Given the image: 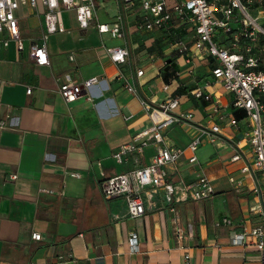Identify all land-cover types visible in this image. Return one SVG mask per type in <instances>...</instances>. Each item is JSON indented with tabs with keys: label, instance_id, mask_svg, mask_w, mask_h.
<instances>
[{
	"label": "crops",
	"instance_id": "1",
	"mask_svg": "<svg viewBox=\"0 0 264 264\" xmlns=\"http://www.w3.org/2000/svg\"><path fill=\"white\" fill-rule=\"evenodd\" d=\"M95 1L97 11L109 3ZM228 1L211 0L219 8ZM116 3L112 13L107 11L108 20L101 21L97 11L95 20L113 22L123 13L126 37L109 44L129 47L130 56L122 66L109 58L103 46L112 39L109 34H100L92 24L94 32L79 45L66 21L65 31L51 36L57 46L51 48L49 39L50 64L37 65L30 46L41 41L43 7H22L16 12L26 48L21 51L11 42L0 50V120L8 125L0 127V264H264V250L253 240L236 246L230 238L233 230L264 226V179L242 172L244 159H232L239 150L253 162L254 154L247 120L236 118L233 94L213 74L217 61L193 46L196 35L191 26L140 30L141 8L126 12L122 0ZM75 21L82 40L90 27L83 30ZM177 39L191 47L190 62L176 51ZM218 39L230 44L220 30ZM258 43L264 47V37ZM257 50L259 56L264 53V48ZM172 65L177 75L166 81L165 71ZM139 69L144 70L141 76ZM122 73L136 93L125 88L119 78ZM94 76L102 81L80 99L64 100L62 83ZM197 88L211 94L212 100L196 98ZM86 93L93 99H87ZM175 96L180 97L176 115L192 113L193 117L165 128V144L186 147L196 136L202 143L198 162L190 163L187 152L166 166V179L176 185L190 184L205 174L215 195L205 201H176L172 204L176 211H171L164 187L146 186V212L132 218L125 198L106 199L101 182L152 161L163 145L152 135L145 137L149 144L143 153L129 154L124 162L114 153L153 124L142 99L157 105ZM153 116L161 117L157 112ZM214 124L220 132L212 140ZM224 217L231 218L232 224L217 227ZM34 232L42 238L34 239ZM133 233L139 238L136 251L130 243Z\"/></svg>",
	"mask_w": 264,
	"mask_h": 264
},
{
	"label": "built area",
	"instance_id": "2",
	"mask_svg": "<svg viewBox=\"0 0 264 264\" xmlns=\"http://www.w3.org/2000/svg\"><path fill=\"white\" fill-rule=\"evenodd\" d=\"M124 11L132 10L139 6L142 10L138 28L140 30L153 31L169 26H191L195 31L193 46L204 50L217 61L213 68V74L223 83L226 91L234 96L233 106L236 110L245 112V119L249 126V139L253 150V162L245 158L241 151H236L233 160L244 159L242 172L253 176L260 174L264 179V70L261 69L262 61L255 52V48H264L259 45L260 37H264V7L262 5L255 14L249 11L254 0H229L228 4L219 8L209 0H122ZM43 7L45 29L41 35V41L30 46V55L37 65H49L50 55L48 42L52 35L65 31V11H74L78 25L86 30L92 24L96 25L100 34H109L112 38L126 37L124 27V15L120 13L113 22H100L95 20L97 6L95 0H0V50L8 48L11 42H16L19 50L26 48L22 34L21 20L16 15L22 7L38 9ZM221 12V16H218ZM263 20V22H260ZM221 31L230 40L229 45H224L218 39V31ZM109 58L118 66L127 63L130 56L129 47L126 44L110 46L103 44ZM175 49L179 54L186 55L187 62L192 60L191 47L183 40L175 41ZM165 65H169L166 61ZM144 70L139 69L138 76L143 75ZM179 74V73H178ZM119 78L124 80V86L132 93H136V87L123 73ZM102 81L98 76L91 77L83 82L66 81L60 85V93L67 103L74 102L85 95L88 89ZM28 88V93L32 92ZM194 96L198 99L211 101L212 96L203 89L194 90ZM87 99L92 100V94L86 93ZM180 104V97H170L157 105H152L142 99L144 109L151 114L153 124L142 130L135 136V140L123 144L114 157L119 162H124L129 154L144 152L149 140L145 137L152 135L156 142L163 143L157 148L152 161L145 166L107 177L101 182V191L106 199L124 197L127 203L128 214L132 218L143 216L146 212L144 188L146 186L164 187L166 198L171 206L176 201H205L214 197L215 188L207 175H201L190 184L176 185L166 179L165 168L177 163L187 152L189 162H198V149L202 143L200 136H196L186 147H174L165 144L163 130L183 118L191 119L192 113L176 115ZM157 112L160 118L153 114ZM5 121L0 120V127L6 128ZM205 132V131H202ZM220 126L214 124L211 131V139L215 140ZM145 138V139H144ZM143 139L141 142H137ZM73 176L81 177L79 172H73ZM14 178L17 175H13ZM234 181L233 178H231ZM49 191V190H47ZM260 194L262 188L256 189ZM176 211L175 207L170 208ZM177 219H175V222ZM232 220L224 217L216 222L217 227L231 225ZM179 238H183L182 230L178 231ZM34 239L40 240L42 234L34 232ZM233 245L242 246L254 241L256 247L264 250V226H257L248 230L231 231ZM130 243L134 251L139 248V238L133 233Z\"/></svg>",
	"mask_w": 264,
	"mask_h": 264
},
{
	"label": "rangeland",
	"instance_id": "3",
	"mask_svg": "<svg viewBox=\"0 0 264 264\" xmlns=\"http://www.w3.org/2000/svg\"><path fill=\"white\" fill-rule=\"evenodd\" d=\"M108 4L107 5H105V6H102V7H100V8H98V11H97V13H98V18L101 20V21H105V20H108V18H107V13L109 12V14L110 13H112V11H113V9H114V7H115V5H117V0H108ZM253 5V4H252ZM251 5V7L249 8V11L252 13V14H255L256 12H257V9L255 8V7H253ZM108 11V12H107ZM64 19H65V21H66V26H67V28L68 29H70L73 33H72V35L73 36H75L76 37V40H77V44H79V45H82V44H84L85 42H87L88 40H89V34L90 33H93L94 31H93V29H92V27L93 26H90V28H89V32H88V34L87 35H85V37L82 39V40H80L79 39V37H80V30L77 28V27H75L74 26V23L76 22L75 20V12L74 11H65L64 12ZM31 18H26V21H28L30 24H31ZM260 22H263V20H261ZM53 36V35H52ZM121 39L122 38H109L108 40H106L104 43H106V44H118V43H121ZM57 41L55 42V39H54V37H51V42H50V46H51V48H53V46H57ZM260 58H261V61L263 62V64H264V53H262V54H260Z\"/></svg>",
	"mask_w": 264,
	"mask_h": 264
},
{
	"label": "trees",
	"instance_id": "4",
	"mask_svg": "<svg viewBox=\"0 0 264 264\" xmlns=\"http://www.w3.org/2000/svg\"><path fill=\"white\" fill-rule=\"evenodd\" d=\"M209 1L211 2V0H209ZM261 5H262V7H264V2L262 4H258V3H255L254 2L252 6L255 7L256 9H258ZM173 27H175V25ZM177 31H179V30H177ZM176 34H177V37H178L179 34L178 33H176ZM257 49L258 48H255V52L259 53ZM261 69L264 70V64H263V62H262ZM177 72H178V69H177V67L175 65L168 66L167 69H166V71H165V74H164L166 81H170V77H172V76H175L176 77ZM235 116H236V118L238 120L243 119L245 117V112L243 110H236L235 111Z\"/></svg>",
	"mask_w": 264,
	"mask_h": 264
}]
</instances>
